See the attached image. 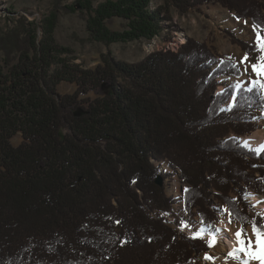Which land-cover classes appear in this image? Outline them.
Returning a JSON list of instances; mask_svg holds the SVG:
<instances>
[{"label":"trees","instance_id":"trees-1","mask_svg":"<svg viewBox=\"0 0 264 264\" xmlns=\"http://www.w3.org/2000/svg\"><path fill=\"white\" fill-rule=\"evenodd\" d=\"M93 1L71 11L88 13L90 36L106 45L150 39L169 6L184 14L219 5L264 28V0H165L155 10L153 0ZM55 9L41 41L34 23L18 21L21 33L9 32L16 63L0 67V264H196L209 248L161 217L173 200L155 184L166 176L154 162L179 171L189 218L213 226V206L238 198L232 207L246 225L243 196L264 192V153L241 139L258 129L264 97L226 81L215 94L218 79L238 73L192 39L135 64L108 53L94 69L67 66L55 58ZM114 18L125 31L108 29ZM63 81L76 84L74 94H58ZM232 97L235 107L224 109Z\"/></svg>","mask_w":264,"mask_h":264},{"label":"rangeland","instance_id":"rangeland-1","mask_svg":"<svg viewBox=\"0 0 264 264\" xmlns=\"http://www.w3.org/2000/svg\"><path fill=\"white\" fill-rule=\"evenodd\" d=\"M77 1L78 0H0V67H3L6 71V63H9V65L16 63L19 53L17 49L15 50L14 45H11V34H9V32L13 33L15 30L21 33L22 28L19 26L18 21L21 18H25L27 22L34 23L37 26V40L41 41L44 37L42 26L45 24V21L49 20L48 18L54 10H56L55 8H57L55 14L57 22L52 33V40L56 47L55 58L64 62L67 66L75 65L80 69H94L101 63V58L108 53L116 61L129 64L139 63L152 54L164 53L166 45L172 40L174 34H181L184 37L185 43L189 39L204 43L210 49L211 53L216 56L217 62L226 60L232 62V64H238L247 51L238 44L233 43L229 33L245 44L252 45L255 40V33L252 28L253 23L251 21L237 19L232 12L219 5L203 6L200 8L201 10H189L184 14L178 13L173 6H169V19L161 22V30L150 39L143 38L135 41L116 42L106 45L103 42L92 39L90 36L87 28L88 13L71 11L72 6ZM107 1L108 0L93 1L92 5L97 7ZM164 3L165 0H153L150 5V10H155L156 6H163ZM245 21H247V24H245ZM125 25L126 21L118 18H114L107 22V27L112 32L121 33L125 31ZM262 34H264V32H262ZM184 45H181L178 51ZM256 55V52H251L250 58ZM53 66L54 65H52V69ZM243 67V65H239L241 72H243ZM250 72L251 69H249V73ZM240 79L244 80L246 77L241 76ZM217 81L223 82H220L219 87L216 88L215 94L222 90L224 81L228 84L232 82L237 83V77H223ZM76 87L74 83L63 81L57 86V92L60 95H72L75 93ZM90 97L95 98V95L91 93ZM228 108V105L225 104L224 109ZM255 115L258 129L243 138L253 136L257 132L264 134V115H262L261 112H257ZM20 142L21 137L19 134L11 140L13 146H18ZM241 142L248 150L250 149L244 141ZM154 165L166 176V179H163L162 186L166 188L167 197H171L173 200V212L168 213V215L161 214V217L166 220V224H169V226L178 233L190 237L194 231L199 230L205 225L200 223L197 217L191 219L184 212L183 190L186 187L181 182L179 171L165 161L154 162ZM252 194L253 196L257 195L254 193ZM259 196L263 198L264 192ZM258 201H261V203H258ZM258 201L255 203L252 202L251 197L247 200L248 204L251 205V208L246 211L250 218L256 212H264V210L258 208V206L263 204L264 200L260 199ZM215 204H218V202L214 201V205ZM252 205L256 206L253 208ZM224 219L226 221L227 217L225 216ZM218 220L219 217L217 214V220L215 224L211 226L212 229L216 228ZM182 222H185L187 225L183 231H181ZM260 223H264V220H260ZM229 226L237 227L238 221H234V223ZM245 227L250 234V222H248ZM210 252L211 249L206 253ZM204 255L205 253L199 255L196 264H208L207 261L203 260ZM230 262L236 263L234 261Z\"/></svg>","mask_w":264,"mask_h":264},{"label":"snow or ice","instance_id":"snow-or-ice-1","mask_svg":"<svg viewBox=\"0 0 264 264\" xmlns=\"http://www.w3.org/2000/svg\"><path fill=\"white\" fill-rule=\"evenodd\" d=\"M239 19V18H237ZM247 24V21H245ZM253 31L255 33V40L253 44L250 45V51L246 52L245 55L240 59L239 63H233L231 65L232 69L238 73L237 83L233 85L235 92L241 90H247L249 93H256L264 97V28L258 27L256 24L252 25ZM251 52H256L257 55L250 58ZM231 59V58H229ZM223 63V61H221ZM239 65H243V72L240 71ZM249 69L251 72L249 73ZM246 77V79L241 80L240 77ZM235 107L233 103L227 110L231 111ZM223 111V109H222ZM262 115H264V109L261 110ZM247 144V142H245ZM254 151V153L259 157L261 153H264V144L260 145L259 148L249 149ZM253 167H256L254 165ZM184 193H188L190 190L185 188ZM255 198L252 193H246L243 199L247 201L249 198ZM238 198H233V200H226L224 207H216L220 225H224L223 228L216 227L212 229L210 225H205L197 231H194L190 236V239H199L205 241L206 247L215 250L217 245L222 243V241L227 238L225 233H232L234 237V246L226 254L221 256H216L211 253H205L203 260L207 261L208 264H216L217 260H225V264L230 261L236 262V264H264V223H257V218L264 220V212H256L250 218L251 233L249 234L248 229L245 227V222L249 221L248 217L241 216L239 212L235 210L232 205ZM261 203V201H258ZM256 205H252L254 208ZM163 215H168V213H163ZM227 217L225 221L224 217ZM235 221H238V226L235 232L228 225H232ZM119 224V221H116ZM186 223H181V231L186 227ZM122 243H126L123 241ZM194 264V262H193Z\"/></svg>","mask_w":264,"mask_h":264},{"label":"bare ground","instance_id":"bare-ground-1","mask_svg":"<svg viewBox=\"0 0 264 264\" xmlns=\"http://www.w3.org/2000/svg\"><path fill=\"white\" fill-rule=\"evenodd\" d=\"M242 141L247 142L246 145L249 146L250 148H259L260 145L264 144V134L257 132L253 136H250L248 138H243ZM254 197L255 198H252V202L254 203L260 199L264 200V197L261 198V196L259 195H254ZM258 208L264 210V201L262 205L258 206ZM216 227L223 228L224 225H220L218 223ZM228 227L230 226L228 225ZM230 228L232 229V232H235L237 227L234 226ZM225 236L227 238H225L222 241V243L218 244L215 250H211L210 253L219 257L222 254H226L229 250H231V248L234 246V237L232 233H225ZM216 264H225V260L223 259L217 260ZM228 264H236V263L228 262Z\"/></svg>","mask_w":264,"mask_h":264},{"label":"built area","instance_id":"built-area-1","mask_svg":"<svg viewBox=\"0 0 264 264\" xmlns=\"http://www.w3.org/2000/svg\"><path fill=\"white\" fill-rule=\"evenodd\" d=\"M184 43V37L181 34H174L172 40L166 45L164 52L175 53Z\"/></svg>","mask_w":264,"mask_h":264},{"label":"water","instance_id":"water-1","mask_svg":"<svg viewBox=\"0 0 264 264\" xmlns=\"http://www.w3.org/2000/svg\"><path fill=\"white\" fill-rule=\"evenodd\" d=\"M155 184H156L157 186H162V184H163V178H162L161 175H158V176L156 177V179H155Z\"/></svg>","mask_w":264,"mask_h":264}]
</instances>
